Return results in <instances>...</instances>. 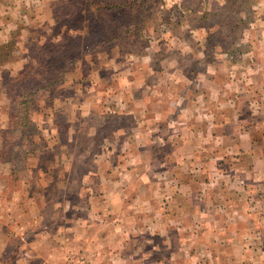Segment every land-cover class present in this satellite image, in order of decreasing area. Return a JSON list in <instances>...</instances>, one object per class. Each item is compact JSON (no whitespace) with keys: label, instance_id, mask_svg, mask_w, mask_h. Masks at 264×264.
<instances>
[{"label":"rangeland","instance_id":"obj_1","mask_svg":"<svg viewBox=\"0 0 264 264\" xmlns=\"http://www.w3.org/2000/svg\"><path fill=\"white\" fill-rule=\"evenodd\" d=\"M126 1L0 0V47L8 42L13 46L3 66L21 64L22 71L33 70L28 77L36 76L35 63L26 58L28 47L76 21V27H84L81 21L90 4ZM136 4L140 18L122 41L81 55L66 73L79 65V91L63 90L59 84L39 92L25 118L14 76L9 70L0 74V258L7 255L2 249L23 246L40 255L44 245L56 248L43 257L47 264H264V193L250 197L252 192L240 190L235 196L230 189L226 201L219 198L214 209L195 203L198 215L205 214L200 222L181 223L159 216L152 173L139 189L132 187L142 181L140 172L153 168L151 161L146 167L140 158L146 168L139 170L137 159L123 157L121 126L131 121L117 118L122 97L115 92L116 69L136 67L147 54L155 55L158 68L167 69L181 53L204 50L211 60L212 47L231 57L254 47L264 54V0ZM77 29L72 27L70 33L75 35ZM183 64L185 70L197 68L193 58ZM125 147L138 153L136 143ZM130 167L135 169L127 177ZM235 178L233 186L241 187L243 182ZM235 198L241 221L230 204ZM166 211L178 214L176 209ZM251 212L256 216L251 218ZM34 257V264L44 260Z\"/></svg>","mask_w":264,"mask_h":264},{"label":"crops","instance_id":"obj_2","mask_svg":"<svg viewBox=\"0 0 264 264\" xmlns=\"http://www.w3.org/2000/svg\"><path fill=\"white\" fill-rule=\"evenodd\" d=\"M249 42L256 45L253 40ZM212 49L211 60L204 50L178 54L171 69L165 65L158 68L151 54L136 67L132 64L126 70L116 69L115 92L120 91L122 97L121 106L116 105L117 118L131 121L121 126L123 157L137 159L139 170L148 167L150 161L153 168L140 172L142 181H135L132 187L139 189L152 173L155 205L167 222H197L205 214L198 215L195 203L214 209L220 204L219 198L226 201L225 193L230 189L235 196L240 190L252 192L250 197L253 192L264 193V54L254 47L231 57L229 52ZM187 58L195 59V71L185 70ZM22 68L21 64L1 66L0 74L9 70L15 77ZM79 70V65L75 66L59 88L79 91ZM130 143L137 144L136 155L124 149ZM140 158H144L146 167L140 166ZM134 169L125 171L127 177ZM236 176L243 182L241 187L233 186ZM125 190L120 186L121 193ZM230 204L239 218L236 220L241 221L236 198ZM167 208L176 209L180 215L169 214ZM252 216L256 215L251 212ZM2 250L7 255L1 256L0 264H34L35 255L44 259L41 264H47L43 257L56 253L55 247L45 249L44 245L40 255L33 247L26 251L25 246Z\"/></svg>","mask_w":264,"mask_h":264},{"label":"trees","instance_id":"obj_3","mask_svg":"<svg viewBox=\"0 0 264 264\" xmlns=\"http://www.w3.org/2000/svg\"><path fill=\"white\" fill-rule=\"evenodd\" d=\"M136 6V0L111 5L104 2L90 4L84 12L85 20L81 21L85 26L88 25L86 30L85 26L76 27L78 24L76 21L75 26L70 25L68 30H62L56 34L57 36L50 34L51 37L45 39V42L36 41L31 48L28 47L29 55L26 58L35 63L37 75L28 77L30 71L33 70H27L26 67L12 81L15 82L14 86H17L20 112L25 115V118L28 116V109L36 94L49 92L61 84L66 73L77 61L81 60V55L87 54L92 49L122 41L127 36L141 15ZM72 27L78 28L75 35L70 33ZM85 33H87L86 37L91 35V38L88 36V39L90 38L88 43L85 42L87 41ZM34 47H36L35 50ZM12 48V42L0 47V67L7 62V57L12 54ZM3 50H5L4 54H2ZM31 66L33 65H30V68H33ZM26 76L29 81H26ZM26 127V123L22 125L23 129Z\"/></svg>","mask_w":264,"mask_h":264}]
</instances>
